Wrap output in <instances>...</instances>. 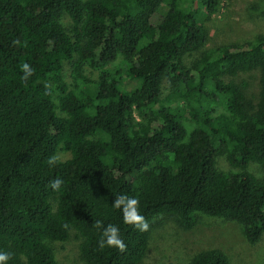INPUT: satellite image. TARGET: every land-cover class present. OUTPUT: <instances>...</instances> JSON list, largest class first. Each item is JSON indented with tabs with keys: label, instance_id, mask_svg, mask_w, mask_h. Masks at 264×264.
I'll return each mask as SVG.
<instances>
[{
	"label": "trees",
	"instance_id": "16d2710c",
	"mask_svg": "<svg viewBox=\"0 0 264 264\" xmlns=\"http://www.w3.org/2000/svg\"><path fill=\"white\" fill-rule=\"evenodd\" d=\"M217 7L218 0H0V252L10 254L7 264H58L49 243L67 241L73 230L82 264H141L156 216L183 230L199 216L222 219L238 224L249 244L262 239L264 177L252 166L264 167V33L204 48L202 21ZM160 10L161 21L152 22ZM119 56L112 74H86ZM25 62L34 69L27 81ZM252 69L260 70L256 103L245 98L244 83L224 79ZM184 115L195 124L189 131ZM61 149L69 158L50 166ZM56 179L58 190L50 187ZM120 195L139 200L147 232L123 222L112 206ZM96 221L117 226L126 251L101 250ZM189 264L229 260L207 249Z\"/></svg>",
	"mask_w": 264,
	"mask_h": 264
},
{
	"label": "rangeland",
	"instance_id": "374dc122",
	"mask_svg": "<svg viewBox=\"0 0 264 264\" xmlns=\"http://www.w3.org/2000/svg\"><path fill=\"white\" fill-rule=\"evenodd\" d=\"M164 10L152 17V22L159 23ZM63 21L69 25L67 16ZM202 24L207 32L204 48L217 45L244 44L256 35L264 33V0H218L217 10L205 17ZM199 53V52H198ZM198 53L186 57V62L194 59ZM121 56L116 60L94 68H87L86 74L92 80L99 76L112 74L120 65ZM71 66L65 64L64 79L70 83ZM128 87L135 84L126 71L123 73ZM260 70L241 71L235 76H225L226 81L244 83L245 98L256 103L260 92ZM164 86H166L164 84ZM166 88V87H165ZM164 94L167 90H163ZM152 107H156L153 104ZM183 124L189 131L195 124L184 115ZM57 158L64 161L69 153L62 149ZM218 166L227 171L228 166L223 158ZM252 172L258 177H264V167L252 166ZM149 234L147 254L141 264H189L191 258L198 252L207 249H218L228 258L229 264H264V235L254 244H249L238 224L222 219L199 216L196 225L190 230H183L175 220L166 216H156L152 220ZM65 242H51L55 260L58 264H82L80 243L82 239L73 230Z\"/></svg>",
	"mask_w": 264,
	"mask_h": 264
},
{
	"label": "clouds",
	"instance_id": "9594fccd",
	"mask_svg": "<svg viewBox=\"0 0 264 264\" xmlns=\"http://www.w3.org/2000/svg\"><path fill=\"white\" fill-rule=\"evenodd\" d=\"M22 80L27 81L33 74L34 69L29 63L21 64ZM57 162V157L54 155L49 157L47 163L51 166ZM63 181L56 179L50 183V187L54 190H58ZM112 206L122 211L123 222L128 225L134 226L140 232H147L149 230V224L145 217L139 212V200L136 198H130L126 195H120L114 199ZM96 228H102L101 239L98 242L99 248L103 250L105 247L116 248L119 252L126 251L127 245L120 238V230L117 226L108 224L103 225L102 222L96 221ZM68 227L67 224L64 225ZM10 259V254L7 252H0V264H7Z\"/></svg>",
	"mask_w": 264,
	"mask_h": 264
}]
</instances>
